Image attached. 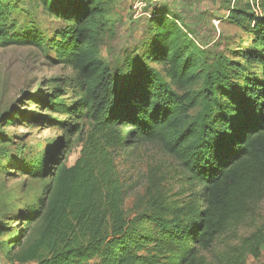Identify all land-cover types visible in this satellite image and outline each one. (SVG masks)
Here are the masks:
<instances>
[{
    "label": "trees",
    "instance_id": "16d2710c",
    "mask_svg": "<svg viewBox=\"0 0 264 264\" xmlns=\"http://www.w3.org/2000/svg\"><path fill=\"white\" fill-rule=\"evenodd\" d=\"M29 1L60 25L48 35L34 19L19 24L13 12L17 2L0 0V48L32 45L53 54L55 63L75 70L70 87L79 95L69 99L67 81L52 79L47 91L30 93L28 101L67 119L21 107L2 118L6 124L57 125L69 138L78 132L82 147L68 165L69 140L60 138L14 168L35 181L6 204L14 213L0 217V264L259 259L264 253V218L258 215L264 201V0H235L229 7L228 22L245 36L235 49L210 48L182 9L155 3L139 47L116 67L100 57L104 37L113 30L107 0ZM143 142L159 144L177 160L191 187L184 199L171 200L152 175L129 215L127 185L116 161L121 148ZM193 185L200 190L193 191ZM247 226L252 230L241 234ZM229 231L235 242L219 249Z\"/></svg>",
    "mask_w": 264,
    "mask_h": 264
},
{
    "label": "rangeland",
    "instance_id": "374dc122",
    "mask_svg": "<svg viewBox=\"0 0 264 264\" xmlns=\"http://www.w3.org/2000/svg\"><path fill=\"white\" fill-rule=\"evenodd\" d=\"M14 16L19 24L34 19L46 34L52 35L60 25L58 20L43 13L41 8H34L29 0H14ZM255 1V0H253ZM166 5L171 10L182 9L183 15L195 29L199 38L210 47L216 49H235L238 42L245 38L243 32L228 22L229 7L235 5V0H107V9L113 20V30L104 37L100 57L110 66L122 64L123 59L134 53L139 47L145 27L151 17L153 4ZM250 44V41L247 46ZM32 45H14L0 48V133L4 137L0 141V217L2 214L14 213L15 209L7 208V203L23 193V189L35 181L34 178L14 169L22 161H29L38 154L56 144L60 138L69 140L66 163L72 165L80 156L82 142L78 132L68 137L64 128L50 123L30 124L23 121L6 124L2 116L8 113L13 116L17 107L38 114H52L57 119H67L64 113L53 114L29 102V94L45 88L52 79L58 83L67 81L66 96L69 99L78 97L70 87V80L75 77V70L66 64H57L52 56ZM159 67L158 64H153ZM7 117V116H6ZM88 123L84 118L80 126ZM128 131L124 137H127ZM65 136L67 138H65ZM10 156V158H9ZM11 157H14L13 160ZM117 168L126 181L127 198L125 209L131 214V207L144 193L150 176L161 179L171 200L184 199L191 185L187 182L186 173L177 160L163 151L157 143L143 142L121 148L116 161ZM10 172V173H6ZM198 185H193V191H199ZM258 215L264 218V201L261 203ZM249 226L240 230L241 234L249 233ZM219 249L225 243L235 242L232 232H226L221 238ZM247 264H264V253L259 259L249 257Z\"/></svg>",
    "mask_w": 264,
    "mask_h": 264
},
{
    "label": "crops",
    "instance_id": "0c3cea01",
    "mask_svg": "<svg viewBox=\"0 0 264 264\" xmlns=\"http://www.w3.org/2000/svg\"><path fill=\"white\" fill-rule=\"evenodd\" d=\"M3 262H4L3 264H20L18 262H6V261ZM26 264H35V263H26Z\"/></svg>",
    "mask_w": 264,
    "mask_h": 264
}]
</instances>
